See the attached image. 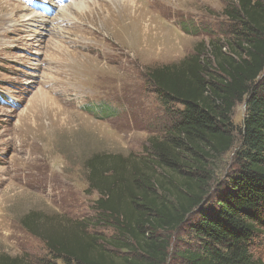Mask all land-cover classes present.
<instances>
[{"label": "rangeland", "instance_id": "rangeland-1", "mask_svg": "<svg viewBox=\"0 0 264 264\" xmlns=\"http://www.w3.org/2000/svg\"><path fill=\"white\" fill-rule=\"evenodd\" d=\"M80 1L90 8L84 14L73 8ZM132 1L117 11L112 0H0V254L46 255L22 226L33 212L87 220L96 225L88 231L114 238L110 224H96L89 160L113 156L136 165L181 110L162 107L147 72L179 63L200 44L210 52L209 42L228 31L229 0ZM103 105L115 113L104 116ZM245 115L242 103L235 129ZM234 151L217 163V180L234 169ZM160 234L172 249L187 238L184 229ZM253 254L264 264V237Z\"/></svg>", "mask_w": 264, "mask_h": 264}, {"label": "trees", "instance_id": "trees-1", "mask_svg": "<svg viewBox=\"0 0 264 264\" xmlns=\"http://www.w3.org/2000/svg\"><path fill=\"white\" fill-rule=\"evenodd\" d=\"M228 3V31L209 42L210 52L200 44L146 74L163 108L181 106L163 136L150 139L131 168L130 158L88 162L96 224H110L116 236L93 234L87 220L33 212L22 226L46 255L0 254V264H261L253 248L264 237V0ZM242 103L246 115L235 129ZM115 111L100 108L106 117ZM234 149V169L217 180V163ZM179 229L186 241L172 249L160 233Z\"/></svg>", "mask_w": 264, "mask_h": 264}, {"label": "bare ground", "instance_id": "bare-ground-1", "mask_svg": "<svg viewBox=\"0 0 264 264\" xmlns=\"http://www.w3.org/2000/svg\"><path fill=\"white\" fill-rule=\"evenodd\" d=\"M112 2L114 3V7L118 10H122L123 8H128V7H131V5L133 4V1L132 0H112ZM149 3V2H148ZM159 4V2H158ZM45 6H47V4H45ZM133 6V5H132ZM141 6V5H140ZM49 7V6H48ZM65 8L63 9L62 11V19H64L65 17L68 16V8H71V7H67L66 5L64 6ZM73 8L76 9V13H81V14H84V12H86L87 10H89L90 8L86 5V3L84 1H80L78 3H74L73 4ZM89 8V9H88ZM25 10V9H24ZM35 16L33 15H28V16H25V21L31 23L33 21ZM59 18V17H58ZM41 19H43V16H41ZM62 19H59V20H62ZM122 19V17H121ZM42 21V20H41ZM35 22V21H34ZM40 23V22H39ZM42 24V23H41ZM44 24V23H43ZM37 25V23H36ZM35 25V26H36ZM39 26V25H38ZM43 26V25H42ZM48 30V29H47ZM35 31V30H34ZM103 42V41H102Z\"/></svg>", "mask_w": 264, "mask_h": 264}]
</instances>
